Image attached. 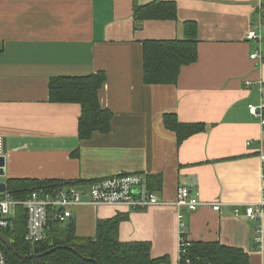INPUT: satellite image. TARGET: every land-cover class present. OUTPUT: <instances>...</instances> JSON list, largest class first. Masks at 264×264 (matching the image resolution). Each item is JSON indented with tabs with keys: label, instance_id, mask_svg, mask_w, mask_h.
Here are the masks:
<instances>
[{
	"label": "crops",
	"instance_id": "1",
	"mask_svg": "<svg viewBox=\"0 0 264 264\" xmlns=\"http://www.w3.org/2000/svg\"><path fill=\"white\" fill-rule=\"evenodd\" d=\"M150 1L0 0L1 181L140 173L167 204L73 206L76 234L93 236L98 219L121 213L119 239L148 241L153 258L166 257L158 264H179L182 229L188 242L217 240L242 248L249 264H264V215L244 214L262 194L264 125L248 104L262 102L264 59L250 58L256 43L245 34L264 0H166L175 2V19L135 22L133 7ZM188 20L197 24L196 60L174 84H145L142 42L181 39ZM97 71L106 75L98 95L112 113L110 130L81 140L80 104L52 100L48 84ZM167 113L203 127L178 142ZM179 185L202 205L174 207ZM216 202L219 210L211 208Z\"/></svg>",
	"mask_w": 264,
	"mask_h": 264
},
{
	"label": "trees",
	"instance_id": "2",
	"mask_svg": "<svg viewBox=\"0 0 264 264\" xmlns=\"http://www.w3.org/2000/svg\"><path fill=\"white\" fill-rule=\"evenodd\" d=\"M135 22L144 20L175 19L174 1L152 0L136 5L132 10ZM184 36L181 39L144 40L143 81L145 84H174L181 67L193 63L197 58V24L184 21ZM106 80L103 71L86 76H56L49 81V95L52 100L76 102L81 106L78 136L89 139L93 133H106L110 130L112 113L99 102V90ZM264 117V108H263ZM164 124L176 133L177 141L202 129L201 123L178 121L175 114L164 115ZM100 178L91 180H63L33 178H9L7 190L15 199L23 200L32 191L43 188L55 192L64 186L88 185ZM150 189V188H149ZM149 191H153L152 189ZM127 215L118 213L112 217L98 219L93 236H78L75 222L51 221L44 240L29 244L24 239L26 231V212L18 207L12 228H0L12 243L15 252L0 242L5 250L8 264H158L166 257L153 258L148 241H121L119 223ZM39 257L21 256L40 254ZM179 264H249L248 254L239 247L225 245L217 240L191 241L179 252Z\"/></svg>",
	"mask_w": 264,
	"mask_h": 264
},
{
	"label": "built area",
	"instance_id": "3",
	"mask_svg": "<svg viewBox=\"0 0 264 264\" xmlns=\"http://www.w3.org/2000/svg\"><path fill=\"white\" fill-rule=\"evenodd\" d=\"M264 1H259L253 24L245 34L247 40H253L256 48L250 53V58L260 64L264 59ZM249 85L251 82L246 80ZM262 102L258 105L248 104V111L260 119L264 125V84L258 81ZM3 138L0 136V156L2 155ZM261 197L258 202L244 206V214L250 219L258 220L264 215V154H261ZM144 175L140 173L115 172L86 185L64 186L55 192L43 188L32 191L25 199H15L6 191L0 193V228H12L17 208L22 207L26 212V231L24 239L29 244L44 240L51 221L65 222L72 216V207L81 204L125 206L136 211L143 207L167 204L153 191L144 186ZM172 205L177 208L195 210L202 202L198 193L192 192L187 186L176 187L175 199ZM221 203L211 204L213 210H219ZM237 211V210H236ZM183 226V224H181ZM183 231V229H182ZM181 233L179 252L183 251L188 241ZM0 264H8L6 252L0 246Z\"/></svg>",
	"mask_w": 264,
	"mask_h": 264
},
{
	"label": "water",
	"instance_id": "4",
	"mask_svg": "<svg viewBox=\"0 0 264 264\" xmlns=\"http://www.w3.org/2000/svg\"><path fill=\"white\" fill-rule=\"evenodd\" d=\"M3 153H4V141H3V149H2V155L0 156V176H3L4 175V156H3ZM7 189V184L5 181H0V193L6 191ZM0 242L5 245L9 250L15 252L14 248H13V245L12 243L9 241V239H7L3 234L0 233ZM53 248H50L48 250H46L45 252L43 253H40V254H34V255H27V256H21V258H32V257H39L41 255H44V254H47L49 253L50 251H52Z\"/></svg>",
	"mask_w": 264,
	"mask_h": 264
},
{
	"label": "rangeland",
	"instance_id": "5",
	"mask_svg": "<svg viewBox=\"0 0 264 264\" xmlns=\"http://www.w3.org/2000/svg\"><path fill=\"white\" fill-rule=\"evenodd\" d=\"M5 178V176L3 175V176H0V181L2 180V179H4Z\"/></svg>",
	"mask_w": 264,
	"mask_h": 264
}]
</instances>
